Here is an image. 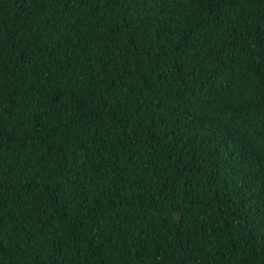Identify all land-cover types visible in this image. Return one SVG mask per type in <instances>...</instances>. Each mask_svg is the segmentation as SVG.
<instances>
[{"label":"trees","instance_id":"16d2710c","mask_svg":"<svg viewBox=\"0 0 264 264\" xmlns=\"http://www.w3.org/2000/svg\"><path fill=\"white\" fill-rule=\"evenodd\" d=\"M0 264H264V0H0Z\"/></svg>","mask_w":264,"mask_h":264}]
</instances>
